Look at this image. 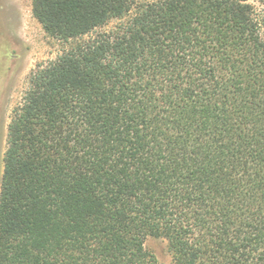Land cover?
I'll return each instance as SVG.
<instances>
[{"label": "trees", "instance_id": "trees-1", "mask_svg": "<svg viewBox=\"0 0 264 264\" xmlns=\"http://www.w3.org/2000/svg\"><path fill=\"white\" fill-rule=\"evenodd\" d=\"M32 11L76 44L32 70L13 109L0 264H160L151 237L174 264H264V13L249 0Z\"/></svg>", "mask_w": 264, "mask_h": 264}, {"label": "rangeland", "instance_id": "rangeland-1", "mask_svg": "<svg viewBox=\"0 0 264 264\" xmlns=\"http://www.w3.org/2000/svg\"><path fill=\"white\" fill-rule=\"evenodd\" d=\"M32 1L0 0V190L8 125L14 107L22 101L29 87L32 70L39 64L56 59L76 44L47 35L33 15ZM249 2L257 13H264V0ZM118 23L114 20L104 30H110ZM95 36L96 33L84 39ZM146 246L157 256L160 264H174L166 240L151 237Z\"/></svg>", "mask_w": 264, "mask_h": 264}]
</instances>
